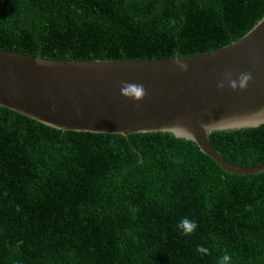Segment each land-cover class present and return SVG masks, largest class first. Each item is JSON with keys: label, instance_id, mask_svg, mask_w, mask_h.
Listing matches in <instances>:
<instances>
[{"label": "trees", "instance_id": "obj_1", "mask_svg": "<svg viewBox=\"0 0 264 264\" xmlns=\"http://www.w3.org/2000/svg\"><path fill=\"white\" fill-rule=\"evenodd\" d=\"M263 18L264 0H0V50L190 57ZM210 141L232 164L264 163V125ZM185 216L198 225L191 236L176 227ZM225 252L231 264H264V173L225 172L171 133L62 131L0 107V264H217Z\"/></svg>", "mask_w": 264, "mask_h": 264}, {"label": "water", "instance_id": "obj_2", "mask_svg": "<svg viewBox=\"0 0 264 264\" xmlns=\"http://www.w3.org/2000/svg\"><path fill=\"white\" fill-rule=\"evenodd\" d=\"M244 72L252 76L247 88L232 91L225 73L235 79ZM122 82L142 84L144 99L121 97ZM0 107L62 131L127 138L171 133L196 143L225 172L263 174L264 163L244 167L226 160L210 135L264 125V18L241 40L190 57L59 61L0 50Z\"/></svg>", "mask_w": 264, "mask_h": 264}, {"label": "clouds", "instance_id": "obj_3", "mask_svg": "<svg viewBox=\"0 0 264 264\" xmlns=\"http://www.w3.org/2000/svg\"><path fill=\"white\" fill-rule=\"evenodd\" d=\"M177 66L181 70H187L186 64L178 62ZM225 79H227L228 87L232 91H236L237 89L243 91L247 88L252 76L251 73L244 72L240 73L237 78L233 79L231 77V73H225ZM217 87L222 89L224 87V83H218ZM120 95L125 99H129L134 103H138L144 99L146 91L142 84L122 82L120 86ZM259 111H264V109H260ZM201 127L205 131L208 129V125H201ZM176 227L182 236H191L196 231L198 225L195 220H191L185 216L179 221ZM196 252L203 255H209L208 248L204 247L203 245L197 246ZM217 264H231V256L225 252L221 257L218 258Z\"/></svg>", "mask_w": 264, "mask_h": 264}]
</instances>
